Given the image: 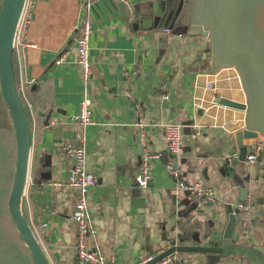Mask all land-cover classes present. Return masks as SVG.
<instances>
[{
  "label": "crops",
  "instance_id": "crops-1",
  "mask_svg": "<svg viewBox=\"0 0 264 264\" xmlns=\"http://www.w3.org/2000/svg\"><path fill=\"white\" fill-rule=\"evenodd\" d=\"M89 3L87 81L75 43L84 16L79 0H38L28 32L32 46L27 48L25 71L35 82L21 101L30 129L22 213L49 264H79L74 250L77 228L71 218L77 194L65 185L72 158L63 145L80 129L73 117L85 92L94 121L84 130L87 167L97 179L87 194L95 229L91 244L114 255L117 264H134L169 244H220L231 205L237 217L233 239L264 247L259 208L264 202V152L256 164H247L252 139L243 138L239 146L235 135L243 129V111L214 102L220 96L244 101L236 71L213 70L206 37L176 27L181 0ZM127 3L133 6L132 19ZM15 74L19 83L22 75L18 69ZM165 122L184 125L176 157L166 151L159 126ZM145 151L160 157L141 188L134 178ZM167 162L180 169L183 179L210 187L213 199L189 198L167 171ZM14 165L11 121L9 127L0 126V193L8 188ZM243 188L247 192L239 200ZM238 204L248 208L238 209ZM178 259L180 264H251L241 256L209 261L200 252H183Z\"/></svg>",
  "mask_w": 264,
  "mask_h": 264
},
{
  "label": "water",
  "instance_id": "water-1",
  "mask_svg": "<svg viewBox=\"0 0 264 264\" xmlns=\"http://www.w3.org/2000/svg\"><path fill=\"white\" fill-rule=\"evenodd\" d=\"M23 2L0 0V94L15 136V165L7 209L12 225L33 263L49 264L22 213V198L30 166V129L25 108L15 87L12 53ZM183 2H188L190 7L188 13L181 17L180 25L189 34L206 37L211 68H233L237 73L244 101L223 96L214 100L217 104L243 111V129L235 134L237 144L241 146L243 138L251 139L257 135L264 137V0H181L175 11L176 18L182 13ZM246 192L245 188L240 190L239 200L245 198ZM227 212L220 244H173L143 264H155L172 253L176 254L175 262L180 264L177 254L183 252H200L214 262L241 256L251 264H264V247L247 246L233 239L237 224L236 212L231 205L227 206Z\"/></svg>",
  "mask_w": 264,
  "mask_h": 264
},
{
  "label": "built area",
  "instance_id": "built-area-1",
  "mask_svg": "<svg viewBox=\"0 0 264 264\" xmlns=\"http://www.w3.org/2000/svg\"><path fill=\"white\" fill-rule=\"evenodd\" d=\"M38 0H24L22 10L17 22L14 41L13 53L17 61V68L22 75V80L18 83V91L23 96L24 90L34 84L35 79L26 75L27 48L32 46L28 40V32L33 22ZM89 0H79V7L84 12L75 35L77 63L83 73V79L87 81L91 75V62L89 59V35L92 31V24L89 15ZM129 10V19L134 16L133 6L127 3ZM167 29V28H166ZM168 30V29H167ZM91 100L85 92L79 101L78 113L73 117L74 122L79 125L72 139L66 141L63 145L64 152L72 158L70 173L66 180V187L72 189L77 194V201L71 211V218L76 225L77 234L74 244V250L78 258L79 264H117L114 255L103 254L96 244H91V239L95 236V229L91 214L88 210V191L96 183L97 179L87 167V149L84 130L94 121L91 117ZM162 129L165 141L166 151L169 156L176 157L179 155L183 141L184 125L177 122H165L159 124ZM252 139V145L246 154V162L254 165L258 162L260 153L264 152V137L257 135ZM160 157V153L145 151L139 162V169L135 175V182L141 188L147 186L148 180L151 178L153 161ZM227 161H231L227 159ZM167 171L177 179V187L187 192L189 198L202 202L212 200L214 196L213 190L204 186L200 180L188 181L181 177L180 169L173 163L167 162L165 165ZM238 209H247L242 204L237 205ZM254 208V206H250ZM261 213L264 216V202L259 204ZM171 245L169 244L170 247ZM166 247V248H167ZM155 254H148L139 259L134 264H143L149 261ZM176 259V254L172 253L162 258L155 264H169Z\"/></svg>",
  "mask_w": 264,
  "mask_h": 264
},
{
  "label": "trees",
  "instance_id": "trees-1",
  "mask_svg": "<svg viewBox=\"0 0 264 264\" xmlns=\"http://www.w3.org/2000/svg\"><path fill=\"white\" fill-rule=\"evenodd\" d=\"M12 65H13V74H14L15 87L17 88L18 87V80L16 78V74L15 73H16L18 68H17V61L15 59L14 54L12 56ZM18 95H19L20 100L22 101L23 97H22V95L20 94L19 91H18ZM0 126L1 127H9V126H11V121H10V118H9V115H8V111L6 109V106H5L2 98H1V95H0ZM11 178H12V176H11ZM11 178H10V183H9L8 188L6 190H3L0 193V211H1V213H2V207L4 208V206H5V208H6L7 212H8V209H7V196H8L9 187H10V184H11ZM1 204H2V207H1ZM10 224H11V220L8 221V223H4V226H5V228L7 230L9 229ZM10 228L12 229V231H14V233L16 235V238H17V240L20 243V246L16 248L17 250H20V252L18 254L17 250L14 249L13 244H11L10 245V252H9L10 258H9V261H8L7 264H34L32 259H31V257H30V255H29V253H28V251H27V249H26V247L23 245V243L20 240V238H19L17 232L15 231L14 227L11 226ZM3 229H4V227H3V225H1L0 226V230H3ZM23 251H25L27 253V256L25 257V259L22 258ZM29 258H30V261H29Z\"/></svg>",
  "mask_w": 264,
  "mask_h": 264
},
{
  "label": "rangeland",
  "instance_id": "rangeland-1",
  "mask_svg": "<svg viewBox=\"0 0 264 264\" xmlns=\"http://www.w3.org/2000/svg\"><path fill=\"white\" fill-rule=\"evenodd\" d=\"M189 7H190V4L188 2H186L185 7H184V9H183V11L179 17V20H182L181 17L184 14L188 13L187 10L189 9ZM176 27L183 30V28L180 26V24ZM7 215L9 216V214H8V212L4 206V208L2 207V213L0 211V226L3 225V227H4L3 230H0L1 231L0 232V263L1 264H7L8 263L9 258H10L9 252H10V245L11 244H13V247L15 250H17L16 248L20 246V243L17 240L14 231H12V229L10 228L11 226L13 227V225H11L12 222H11L8 230L4 226V223H8V221H10L9 220L10 218ZM19 252H20V250H17L18 254H19ZM26 256H27V253L25 251H23L22 258L25 259ZM29 261H30V258H29Z\"/></svg>",
  "mask_w": 264,
  "mask_h": 264
}]
</instances>
